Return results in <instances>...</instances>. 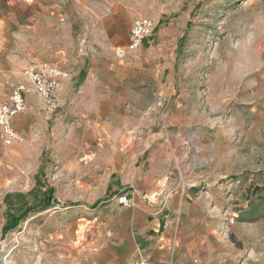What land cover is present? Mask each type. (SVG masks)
<instances>
[{
  "label": "rangeland",
  "instance_id": "rangeland-1",
  "mask_svg": "<svg viewBox=\"0 0 264 264\" xmlns=\"http://www.w3.org/2000/svg\"><path fill=\"white\" fill-rule=\"evenodd\" d=\"M0 1V100L23 84L28 101L24 139L6 146L0 132L6 264H123L118 248L138 244L150 257L138 229L186 191L207 236L196 264H264V0ZM65 8L74 21L31 37L42 55L50 41L72 53L70 78L44 98L14 57V22ZM139 17L154 34L119 57ZM138 200L145 213L128 208Z\"/></svg>",
  "mask_w": 264,
  "mask_h": 264
},
{
  "label": "crops",
  "instance_id": "crops-1",
  "mask_svg": "<svg viewBox=\"0 0 264 264\" xmlns=\"http://www.w3.org/2000/svg\"><path fill=\"white\" fill-rule=\"evenodd\" d=\"M23 1L27 7L28 5L34 6V4L31 3L32 1ZM52 11L57 12L56 15H53ZM32 12V15L31 13H28V15L25 14L22 17V12L20 11V19L14 22V26L16 27L18 36L20 38L18 43L20 50L16 55H14V57L19 56L29 59L26 64L28 62L49 63L53 66L66 68L72 72L74 66L71 67L69 62V64H67V62L62 63L66 56H72V53H69L68 49H66L63 44L56 41L48 42L45 47L43 46V48H46V54L43 53L44 55H42L44 49L40 51L41 53H38V46L31 37L33 36V30L39 24H42L43 26H45V23L47 25L56 24L61 26L62 24L66 23L67 19L70 17L71 20L74 21L75 16L73 11L70 10V8H65V10L56 9L51 11L46 10L45 12L42 11L44 12V16H47V20H41L39 18V13H37V11L34 9ZM59 18L64 19L60 21ZM5 27V20L0 19V39H2V45L5 43ZM37 57L49 59H41ZM76 60L79 61V59ZM66 82L67 79H64L62 84H66ZM6 98L7 97L3 98V100ZM0 101H2V99ZM24 113L25 112L21 113L15 118V126L23 136L24 133L20 128L22 126V122L20 123V120ZM178 193L181 194L180 192ZM191 195V191H186V195L183 194L180 197L179 204L168 206V208L165 210L157 206L152 207L153 212H148V216H152V218L148 219V222L144 227L138 229L139 235L142 237L140 243L146 245L144 250L152 259H150V257H146L143 254L144 251H142L141 245L139 244L132 247L122 246L118 248V253L123 256V264H130L131 259L138 257H146L151 260L152 264H196L195 260L197 257L201 253H204L203 250L206 245L207 236L202 230L196 231L191 226V224H195V222L190 221V218L193 207L196 204ZM183 202L186 203V205H183ZM128 208L134 212H146V208L143 207L139 200L135 205H132ZM202 257H205V255H202Z\"/></svg>",
  "mask_w": 264,
  "mask_h": 264
},
{
  "label": "built area",
  "instance_id": "built-area-1",
  "mask_svg": "<svg viewBox=\"0 0 264 264\" xmlns=\"http://www.w3.org/2000/svg\"><path fill=\"white\" fill-rule=\"evenodd\" d=\"M156 23L148 17H139L131 25L127 44L115 49L119 57L126 56L130 51L139 49L145 42H149L154 34ZM85 36V35H84ZM80 51H95L94 45L89 43L86 37H82ZM25 75L33 84L36 93L44 98L55 95L64 79L71 76V72L62 67L53 66L49 63L30 62L25 70ZM28 106L26 88L23 84L14 87L5 100L0 101V130L3 143L11 146L24 139L22 133L15 126V118L25 112ZM149 194H144L143 199H148ZM120 202L128 203L126 195L121 196ZM134 264H152L146 257H139Z\"/></svg>",
  "mask_w": 264,
  "mask_h": 264
},
{
  "label": "bare ground",
  "instance_id": "bare-ground-1",
  "mask_svg": "<svg viewBox=\"0 0 264 264\" xmlns=\"http://www.w3.org/2000/svg\"><path fill=\"white\" fill-rule=\"evenodd\" d=\"M0 262H1V264L8 263L7 260H6V255L5 254L0 253Z\"/></svg>",
  "mask_w": 264,
  "mask_h": 264
},
{
  "label": "trees",
  "instance_id": "trees-1",
  "mask_svg": "<svg viewBox=\"0 0 264 264\" xmlns=\"http://www.w3.org/2000/svg\"><path fill=\"white\" fill-rule=\"evenodd\" d=\"M14 222H15V220H13V222L11 223V225H6V228L12 227Z\"/></svg>",
  "mask_w": 264,
  "mask_h": 264
},
{
  "label": "water",
  "instance_id": "water-1",
  "mask_svg": "<svg viewBox=\"0 0 264 264\" xmlns=\"http://www.w3.org/2000/svg\"><path fill=\"white\" fill-rule=\"evenodd\" d=\"M0 264H1V262H0Z\"/></svg>",
  "mask_w": 264,
  "mask_h": 264
}]
</instances>
